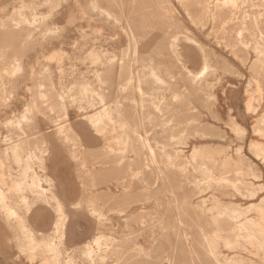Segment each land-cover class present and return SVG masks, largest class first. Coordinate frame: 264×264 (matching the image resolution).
I'll return each instance as SVG.
<instances>
[{
    "label": "rangeland",
    "instance_id": "1",
    "mask_svg": "<svg viewBox=\"0 0 264 264\" xmlns=\"http://www.w3.org/2000/svg\"><path fill=\"white\" fill-rule=\"evenodd\" d=\"M220 1L188 0L183 5L180 0H0V189L38 235L57 237L53 202L38 201L27 190H12L13 180L23 175L3 154L4 148L17 139L28 141L23 142L28 144L22 155H40L42 163L33 160L32 172L50 177L51 192L64 203L67 221L60 246L76 264H88L80 255L83 242L99 233L115 238L110 244L114 246L102 244L106 264H161L162 256L171 258V264H215L205 253L202 234L216 228L210 212L195 205L202 199L210 207L214 188L227 193L221 197L224 208L243 210L247 228L262 242L238 240V247L229 230L228 210L219 216L217 250L233 257L232 264H264V222L256 207L247 209L264 197V163L248 147L251 139H262L253 127L262 125L264 99L252 100L247 92L264 97V68L250 70L251 63L247 64L255 55L248 30L243 31L248 47L238 46L237 57L225 46L235 42L240 25L223 31L205 18L202 7ZM254 2L241 10L261 12L258 37L264 42V1ZM94 3L120 20L106 18L92 7ZM126 22L133 37L126 33ZM169 22L181 31L177 43L186 46L183 62L192 72H202L201 89L178 68H173L171 80L161 67L163 83L149 75L146 61H160L168 51ZM246 56L243 65L241 58ZM120 59L125 62L121 73L116 65ZM203 60L208 66L202 71ZM223 61L228 68H221ZM83 84L88 91L82 99ZM104 101L112 105L119 101L124 129L92 121ZM167 117L170 124L187 121L173 127L168 123L162 131ZM231 119L247 130L238 151L236 135L228 126ZM145 137L155 149L156 165L162 167L161 142L174 156L164 180H158L157 193L152 191L153 177L144 171ZM123 139L126 143H120ZM238 152L260 174L253 181L263 189L253 200L241 195L246 194L251 175L237 172L228 160ZM205 167L213 177L209 181L203 179ZM197 182L202 189L211 187L200 192ZM22 195L30 207L22 203ZM89 199L102 217L91 214ZM75 202L79 206H73ZM3 213L0 264H49L41 263L37 253L31 260L29 252L17 249L15 227L7 224ZM138 247L150 257L134 256Z\"/></svg>",
    "mask_w": 264,
    "mask_h": 264
},
{
    "label": "bare ground",
    "instance_id": "2",
    "mask_svg": "<svg viewBox=\"0 0 264 264\" xmlns=\"http://www.w3.org/2000/svg\"><path fill=\"white\" fill-rule=\"evenodd\" d=\"M187 1L188 0H180V2L183 5L184 3L186 5ZM259 1H264V0H259ZM196 2L202 4L201 0H195V3ZM254 3H255L254 0H221L218 3H215L213 6H207L206 4L205 6L202 7V13L204 14L205 18H210L211 22L214 25L215 24L219 25L223 31L230 29L228 26L235 24L240 25V27L235 30L236 33L235 42L231 45L225 46L226 48L229 47L230 52L237 57H239L237 54L238 46L248 47V42L243 37V31H247V30L249 31V36L252 38L249 44L251 45L255 54L254 60L251 62V57L249 59L248 56H246L244 58H241L242 59L241 62L243 65H245L247 60L249 59L247 64L251 63L249 66L250 70H253L257 65L260 66V68H264V42L260 40L258 37L260 35L259 17L262 14L260 11L247 14L245 11L241 10V6H243L244 4L255 5ZM92 7L99 9V12L104 16H106V18L113 17L112 19H114L115 21H118L121 18V16L113 15L112 13L108 12L106 9H102L98 7L96 3H94ZM188 15H190L189 12ZM125 18L127 19V17ZM123 28L124 27H122V29ZM125 28L128 31L126 32L127 35L133 37L132 30L130 28V23L126 22ZM251 29L253 30L251 31ZM179 34H181V31L177 30V26L174 25L172 22L171 23L169 22L165 31V37L169 40L167 46L168 51L164 53V56L160 59V61H155L153 58L148 59L146 61L145 66L152 79L154 81L162 82V83L165 82L166 79L160 74L161 67L167 70L169 79L171 80L175 79V73L173 72L174 71L173 68H178V70H182L186 72L187 81L195 84L197 88L201 89L202 82H204V79L201 78L202 72H192L189 69V67L183 62L181 58L182 50H184L186 46L177 43V41L180 40ZM186 39L188 41H193L190 37H187ZM94 56L95 54L92 53L91 57L95 58ZM124 63L125 62L122 59L117 61L116 65L120 68L119 73L123 71L122 68L125 67ZM221 63H222L221 68L223 69L226 67L228 68V66L225 64L224 61ZM207 66H208V62L206 60H203L202 71L206 69ZM15 68L17 70L19 69L18 61L15 65ZM87 91H88V86L83 84L80 87V95L82 99L87 96ZM247 92L249 98H251L252 100L264 99V97L261 94H260L261 96L255 97L254 94L252 95L248 91V89ZM92 121L93 122L102 121L107 125H109L112 130L116 129L117 127L120 129H124L126 127V123L125 121H123V118L121 117V109H120L119 101H116L113 105L110 104V102L108 101H104L102 103V109L99 112H97L96 116L94 117V120ZM170 121L172 120L168 117L162 120L161 122L162 131L166 130V126H168V123ZM184 121L187 120L186 119L176 120V123L174 122L175 124L169 123V125L171 127L178 126ZM261 122L262 125H259L257 123L254 125L253 132L254 134L259 135V139L260 137H262V139L261 140L251 139L248 147L249 150L264 163V113L261 116ZM228 126L231 132H233L234 136L235 135L237 136V137L235 136V142L237 144L235 150L238 151L242 149L241 141L244 142L247 130L234 119L233 120L231 119L229 121ZM171 137L172 136H169V139ZM11 142L12 143L8 144L4 148L3 154L9 157L11 162L14 163L17 167H19L20 176L23 175L22 178L13 180L12 190L16 193L27 190L28 192L34 195V198L36 200L42 201L46 204L51 203L50 201H52L53 202L52 206L55 212L57 213L56 214L57 218L53 223L54 233L58 234L57 237L38 235L37 233L38 231L36 232L35 230H33L27 224L25 219L21 218V216L16 211V206L10 203L9 198L0 189V211L2 210L4 212L3 216L4 219L7 221V224L11 223L13 224V227H15V231H14L15 235L13 237V240L16 242L17 249L20 252H29L31 254L30 255L31 260L34 259L35 253H37L41 257V263L47 262L49 264H76V262L73 261V258L66 252V249L60 246V244H63L64 241L65 223L67 221V212H65L64 210V203L61 201V199H59L51 192L52 179L50 177L48 176L41 177L38 175V173L32 172L31 162L33 160H37L39 163H42L41 162L42 158L40 157V155L32 152L27 153L25 157L22 155L23 151L26 148L25 146L28 144L26 143L25 145L23 142H28V141L19 142V139H17L16 141H11ZM142 142L144 145L147 146L148 149L147 157L145 158V162H144V171L146 173H149L148 177L151 176L153 177L152 191L154 193H157L158 180L160 181L164 180L163 176H165V169H168L170 165H173L172 159L174 156L168 152L166 148L167 143L161 142L160 146L158 147V156L161 158L160 162L162 163V167L156 165L158 163V160L155 149L149 144L148 139L146 137L142 138ZM120 143H126V140L123 139ZM175 153L177 155L178 151H176ZM248 159L249 158L246 155H243L241 152H238L235 155V159H231V157H229L228 160L231 161L232 166L235 168L237 172L243 175H248V174L251 175L252 180L246 182L249 185V188H247L246 194H241V195L243 197L253 200V198L259 196L258 193L263 189V187L261 183L256 184L255 181H253V179L260 178V174L258 173L257 169L253 167L252 162H250ZM117 168L118 170H120L119 167ZM202 172L205 175L203 179H205L206 181L213 179V177L207 173L206 167ZM155 184L157 187L155 186ZM197 185L199 186L198 182ZM209 187H211L209 184L206 185L205 189H202L200 187V192L206 190ZM225 194L227 193H223L218 188H214L212 189L211 192L213 203L210 207L205 206L206 201L202 199L201 201L196 202L195 204L202 211L210 212L211 224H213L216 228L210 234H206V233L202 234L204 240L203 244H204L205 253L215 262V264H232L234 261L233 257L229 255H225L217 250L218 240L221 238V236L219 235L221 234L219 233V231L221 230L219 229V216L229 210L226 207L224 208L225 204L221 201V197ZM103 196L107 200L110 198L107 196V194L106 196L105 195ZM19 198L22 201V203L27 206V208L30 207L31 204L27 201L26 196L22 195L19 196ZM89 202H90L89 210L91 214L97 215L99 218L102 217L103 214L100 212L98 208L95 207V204L92 203L93 201L89 199ZM79 204H80L79 202L72 203L73 206L74 205L79 206ZM250 207H256L260 218L264 222V197H262L257 204L249 205L247 209H249ZM242 216H243V210L238 207L231 208L229 210V213L227 214V217L229 218L228 220L230 222L229 230L235 239L234 241L236 243L239 242L238 240H244L245 242L248 243L254 241L262 245V242L260 241V238L257 236V233L247 228L248 227L246 225L248 223L247 217L243 218ZM54 237H56L57 240H55ZM10 239L12 240V238ZM114 242H115V238H108L100 233L96 234L90 240L86 241L85 243L83 242L84 247L81 249L80 255L83 260H86L88 262V264H106L104 260L107 256L105 253L101 252V249L103 247L102 244H105L106 246H114V245H110V244H114ZM238 244L239 243H237V246ZM0 251H2V248H0ZM117 251L118 250L116 249V252ZM138 255H143L145 256V258L150 257L149 253L147 251H144V249L141 247L134 249V256H138ZM160 260H161L160 261L161 264H171V258L167 256L160 257Z\"/></svg>",
    "mask_w": 264,
    "mask_h": 264
}]
</instances>
